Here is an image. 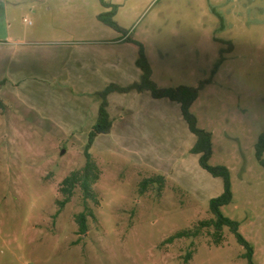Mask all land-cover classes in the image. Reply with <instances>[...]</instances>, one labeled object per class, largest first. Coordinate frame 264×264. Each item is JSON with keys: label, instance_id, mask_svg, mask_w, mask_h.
Instances as JSON below:
<instances>
[{"label": "rangeland", "instance_id": "obj_1", "mask_svg": "<svg viewBox=\"0 0 264 264\" xmlns=\"http://www.w3.org/2000/svg\"><path fill=\"white\" fill-rule=\"evenodd\" d=\"M140 45L157 86L198 88L209 164L230 171L221 212L264 264V0H0V264H249L228 227L220 244L213 227L169 242L214 219L224 190L178 103L112 92V130L89 147L98 93L140 81ZM88 154L95 198L77 188L62 205Z\"/></svg>", "mask_w": 264, "mask_h": 264}, {"label": "trees", "instance_id": "obj_2", "mask_svg": "<svg viewBox=\"0 0 264 264\" xmlns=\"http://www.w3.org/2000/svg\"><path fill=\"white\" fill-rule=\"evenodd\" d=\"M107 16V14H100L98 16V19L114 29L121 30L116 22L111 19H106ZM137 66L141 70V78L139 82L132 83L126 87L112 84L108 86L104 91L98 93V96L101 99V103L98 109L96 123L94 124L93 129L89 134V147H91L97 136L109 134L112 130L113 120L109 113V103L107 100L108 95L112 92H149L150 95L155 99L166 98L172 102L178 103L181 107L182 116L187 122L190 131L196 136V142L191 149V153L200 156L199 163L203 169L208 171L212 176L220 177L223 179L224 190L220 196L213 198L210 201V208L215 216L214 219L202 221L200 223L201 227H198L197 229H195V231L187 230L177 233L174 237L169 239V242H172L176 238L197 236L200 233L199 229L213 227L214 240L217 244H220L224 240L223 229L225 227H228L230 231L235 234L237 240L246 247V257L249 264H254V249L252 245L239 233V223L224 216L221 212L222 206L228 205L233 201L230 171L225 166H212L209 164L213 148L212 134L211 132L205 129H201L197 126V119L190 111L191 106L197 99L198 88L186 86L161 88L157 86V84L151 78L152 70L141 45L139 46ZM87 156L88 162L86 163V165L82 169L71 173L61 184V191L67 197L62 205H64L65 202H68L72 198L77 188L81 189L84 200L95 198V193L93 192L92 187L98 181L101 172L95 162L90 158L89 154ZM256 156L260 164L264 167V132L261 134L256 145ZM76 220L79 225V233H86L88 230L87 213H80L79 215H77Z\"/></svg>", "mask_w": 264, "mask_h": 264}, {"label": "crops", "instance_id": "obj_3", "mask_svg": "<svg viewBox=\"0 0 264 264\" xmlns=\"http://www.w3.org/2000/svg\"><path fill=\"white\" fill-rule=\"evenodd\" d=\"M2 1H4V2H6L7 0H2ZM4 17H5V20L6 21H8V17H9V13L6 11L5 12V15H4ZM149 92H143V93H139L138 95H145V94H148ZM150 94V93H149ZM145 96H147V97H149V95H145ZM114 123V122H113ZM115 125V124H114Z\"/></svg>", "mask_w": 264, "mask_h": 264}]
</instances>
